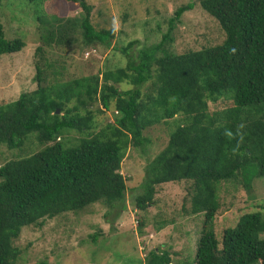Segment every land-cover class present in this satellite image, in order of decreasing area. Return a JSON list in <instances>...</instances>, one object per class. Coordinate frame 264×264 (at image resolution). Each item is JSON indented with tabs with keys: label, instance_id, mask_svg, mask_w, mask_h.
Returning a JSON list of instances; mask_svg holds the SVG:
<instances>
[{
	"label": "trees",
	"instance_id": "trees-1",
	"mask_svg": "<svg viewBox=\"0 0 264 264\" xmlns=\"http://www.w3.org/2000/svg\"><path fill=\"white\" fill-rule=\"evenodd\" d=\"M30 1L39 7L49 0ZM62 1L67 7L78 4L83 14L38 12L37 88L0 104V146L25 150L32 137L41 146L0 166V264H17L21 250L15 241L25 227H42L48 219L78 214L94 204L114 211L125 203L121 167L127 150L149 145L147 132L162 122L170 127L175 118L180 123L166 134L167 147L146 168L137 209L154 205L158 186L189 182L182 213L205 217L193 264H264L261 211L242 215L224 231L222 241L208 229L222 208L225 183L250 192L253 181L264 178V0H199L225 39L178 54L170 47L173 31L196 6L182 5L160 42L137 55L130 50L138 41L122 49L125 67L71 80H65L64 55L109 46L116 31L93 23L95 8L87 0ZM4 34L0 19V56L20 53L25 44L8 41ZM222 100L232 105L211 110L212 103ZM112 111L115 121H96ZM67 131L81 135L79 144L62 142ZM31 134L36 135L29 138ZM144 224L139 222L141 233ZM143 264L175 262L169 250L159 248Z\"/></svg>",
	"mask_w": 264,
	"mask_h": 264
},
{
	"label": "rangeland",
	"instance_id": "rangeland-1",
	"mask_svg": "<svg viewBox=\"0 0 264 264\" xmlns=\"http://www.w3.org/2000/svg\"><path fill=\"white\" fill-rule=\"evenodd\" d=\"M87 1L95 8L93 23L100 28H114L116 38L109 46L64 55L65 80L125 67L128 59L122 49L130 42L138 41L130 50L131 54L137 55L140 49L160 42L168 31L173 13L182 5L196 4L192 11L183 15L173 31L172 52L197 51L216 46L225 39V33L200 7L199 0ZM61 6L67 7L62 0H49L39 7L30 0H1L0 19L6 40H20L25 47L20 53L0 56V104L15 101L22 93L37 88L35 53L41 44L38 12L53 14L59 9L60 16L79 17L83 14L78 4L69 5L64 10H60ZM54 58H57L56 53ZM231 105V102L222 100L212 103L210 108L214 111ZM93 109L98 110L99 104ZM116 117L112 111L96 116V121L106 124L115 121ZM169 123L170 127H165L162 122L147 132L151 139L149 145L127 150L121 167L127 184L125 203L114 211L94 204L78 214L65 213L48 219L42 227H25L15 241V246L21 250L17 264L41 261L50 264H143L147 254L159 248L169 250L175 264H185L186 261L193 264L205 217L203 214L186 216L182 213L191 184L182 181L158 186L155 203L146 211L138 210L135 202L146 182V168L167 147L166 134L179 125L180 119L175 118ZM35 135L31 134L29 138ZM61 139L72 146L79 144L81 135L67 131ZM40 148L35 137L27 142L25 150L0 146V166ZM251 188L248 192L242 185L233 183H225L221 188L222 208L208 226L219 241H222L224 231L234 228L245 213H264V178L255 179ZM140 221L145 223L142 233ZM164 222L167 223L161 228ZM95 235H99L96 242Z\"/></svg>",
	"mask_w": 264,
	"mask_h": 264
},
{
	"label": "water",
	"instance_id": "water-1",
	"mask_svg": "<svg viewBox=\"0 0 264 264\" xmlns=\"http://www.w3.org/2000/svg\"><path fill=\"white\" fill-rule=\"evenodd\" d=\"M57 113L60 114V110H57Z\"/></svg>",
	"mask_w": 264,
	"mask_h": 264
}]
</instances>
